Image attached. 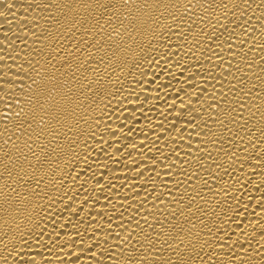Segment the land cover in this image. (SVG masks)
<instances>
[{
	"label": "bare ground",
	"instance_id": "1",
	"mask_svg": "<svg viewBox=\"0 0 264 264\" xmlns=\"http://www.w3.org/2000/svg\"><path fill=\"white\" fill-rule=\"evenodd\" d=\"M0 264H264V0H0Z\"/></svg>",
	"mask_w": 264,
	"mask_h": 264
}]
</instances>
